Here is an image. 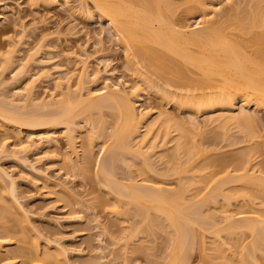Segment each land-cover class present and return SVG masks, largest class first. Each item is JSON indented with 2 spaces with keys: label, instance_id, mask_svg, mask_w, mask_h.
<instances>
[{
  "label": "rangeland",
  "instance_id": "obj_1",
  "mask_svg": "<svg viewBox=\"0 0 264 264\" xmlns=\"http://www.w3.org/2000/svg\"><path fill=\"white\" fill-rule=\"evenodd\" d=\"M55 1L52 5L47 0H0V103L10 109L14 104L17 108L25 106L24 89L32 78L37 82L32 95L34 101L26 105L29 112L38 111L41 103L52 97L60 101V93H67L68 85L77 91L83 76L84 96L89 91L103 90L106 85L127 90L139 88L136 107L140 112L150 113L144 122L143 134L153 123L167 117L173 118L171 134L156 138L157 147L149 153L148 165L144 167L141 158L133 157L134 149L130 147L124 148L125 151L115 149L116 158L103 152L104 146L109 149L113 144L112 131L118 122L114 107L107 106L76 118L78 160L71 156L64 125L53 126L52 130L51 126L17 129L9 124L0 128V175L3 172L14 180L16 195H19L17 200L0 188V240L6 242L0 249V264H167L175 229L170 228L165 216L152 206L148 214L146 208L137 212L133 206L137 204L128 196L122 198L115 187H108L105 176L97 168L100 161L108 164L114 186L131 190L136 188L132 186L149 184L168 193L181 192L186 203L182 207L192 205L190 203L213 190L212 187L219 188L221 195L216 201L203 204L201 213L205 215L191 226L195 237L186 249L188 253L184 252L187 254V259L183 256L184 264H226L229 261L240 264L245 260L248 264H264L263 226L255 234L243 227L236 228V232L235 227L240 223L235 226L230 221L228 226L229 221L224 219L225 214L235 215L234 220L238 222L251 213L264 215L263 192L238 181L247 168L256 175L264 174V112L256 113L251 105L253 120L225 129L220 127L219 121L212 122L211 116L216 118L228 114L227 111L199 116L179 110L173 99L162 98L164 93L160 86L180 95L190 87L202 93L207 80L196 68L162 47L148 43L151 51L147 48L146 58L140 55L141 64L134 66L104 21L74 15L80 12L81 0ZM147 1L153 4L156 1L157 9L162 10L172 25L189 30L197 27L205 13L215 18L211 11L220 5L217 21L213 20L215 26L223 23L221 27L226 28L225 32H229L233 40L236 38L233 41L236 46L245 47L247 56H255L256 62L263 60L264 64V58L258 57L259 49L264 48V28H251L264 26V0H241L237 11H231L228 0L125 2L133 11H144ZM89 4L94 9L93 4ZM154 49L161 53L153 52ZM12 50L11 62H3ZM147 53L153 56L149 59ZM152 53L168 56L165 59L159 56L164 59V65ZM139 71L152 79L156 89L148 90L139 83ZM243 106L238 100L236 112ZM21 109L28 111L25 107ZM52 109L45 112H53ZM80 110L81 106H77L76 112ZM91 122L101 126V136L90 137ZM70 156L76 162L75 167L66 162ZM181 165L182 173L179 172ZM231 195L233 198H225ZM22 217L27 219L24 221ZM254 242L256 251L251 246ZM56 247L66 250L62 262L48 254L55 253ZM32 256L36 257L35 262L29 263Z\"/></svg>",
  "mask_w": 264,
  "mask_h": 264
},
{
  "label": "bare ground",
  "instance_id": "obj_2",
  "mask_svg": "<svg viewBox=\"0 0 264 264\" xmlns=\"http://www.w3.org/2000/svg\"><path fill=\"white\" fill-rule=\"evenodd\" d=\"M125 1L127 0L124 1L123 0H81L80 12L77 13L75 11L76 14L74 13L73 14L77 16L82 15L83 18H86L87 20L90 21L94 20L95 17H98L99 19L104 21L108 25L107 29L117 38L118 42L123 46L126 52L127 60L131 64L134 63L133 64L134 66L138 65L137 63L139 62L138 61L139 57L143 56L145 51L150 48L147 47V43H148L162 47V49H165V51H167L168 53L170 52L174 54L176 57L183 60L186 64L188 63V65L190 64V66H193L194 69L196 68L197 71H199L207 80V82L203 80L207 85L203 84V86H201L200 90L205 85V88L202 89L203 90L202 93H199L196 91L195 88L192 89L190 87L189 89H187L185 94L181 93L182 92L181 91L180 92L181 95H180L177 92L170 91L168 87L160 86L161 87L160 91L162 90L164 93L162 98L170 97L171 99H173L175 103L174 106L179 110L186 112L187 111L193 112L199 116L203 114L213 115V113L217 111H227L228 114L216 118H212L211 116L212 122L219 121L220 127L225 129L239 122L243 124V122L245 123V121L247 122L253 120L255 118V115L250 112L251 105L252 107L255 108L256 113L264 112L263 60H260L262 62H259V60L258 62H256L257 60L253 59L255 56L254 57L250 56L251 58L247 56L246 50L244 49L245 47H242L238 44L236 46V44L233 42L234 40H236V38L233 40L232 39L233 36L231 37V35L228 34L229 32L228 33L225 32L226 28L221 27L222 25H224L223 23L220 27L215 26L216 24L214 23L213 20L217 19L216 17L221 12L220 5L215 6L214 9H212L211 11L212 14L216 15L215 18L212 19L209 13H208L209 15L205 13V16H203L204 18H201L202 20L200 23L197 24V27L193 30L192 29L189 30L188 27L186 29L185 28L182 29L172 25L173 23L171 21L170 23L166 19L164 13H162V10L160 12L159 9H157L158 6H156L157 4H155L156 1H154V4L147 1L146 8L141 5L143 8H145L144 11H138V10L133 11V8L131 9L132 6L130 4H127ZM228 1L230 2L231 11L239 10V6H240L239 4L241 0L239 1L228 0ZM47 2L52 5L56 4L55 0H47ZM89 3L93 4L94 9L89 6L90 5ZM134 10H136V8H134ZM221 20H219V22ZM216 21L217 20H215V22ZM212 22L214 24H212ZM258 26L264 28V26L261 25H255V27H251V28L254 29L257 28ZM160 47L157 48L160 49ZM263 49L261 48L259 49L261 51H258L259 58L260 57L264 58ZM12 52L13 50L7 56H5L3 62L4 61L6 62L8 61L9 63L11 62V60L13 59ZM153 52L161 53V51H158L157 49L156 51L154 49ZM156 53H152L154 54L155 58L156 57L159 58V56L160 57L163 56L162 58L165 59L166 57H168L165 56V54L164 55L158 54L157 56ZM144 55L146 58V54ZM147 55L148 58L149 57L151 58L153 56V55L152 56L149 55L148 53ZM172 57L173 56H171V58ZM162 58H159L160 59L159 61H161L160 63L164 65V62H162L164 61V59L161 60ZM175 70H176V66H175ZM87 71L88 70H86L85 73H88ZM138 74H139L138 78L140 80L139 83L145 85L148 88V90L153 91V89H156L154 86L156 84L154 83L153 85L152 79L149 76H143L145 74L142 71H139ZM68 77L70 79V76ZM82 78L83 76L80 78L79 84H77L78 85L77 91L74 92L72 89V85H68L69 86L68 92L60 93L62 96L60 101H56L55 97H52L49 101H44L41 103L40 110L38 109V111H33L32 109L29 112V110L27 109L28 107L27 105H29L30 102L34 101L32 95L35 89V83H37L36 79L31 78L29 83L27 82L28 84H26V88L24 89L26 93L25 94L26 97H24V99L27 98L25 100L26 101L25 106H20L19 109L17 108V106L14 107L15 105L14 104L12 105V109H10V107L7 108L5 104L3 105L0 103V128L2 129V127L9 124L10 126H14V128L17 127V129L23 126L27 128L31 127L32 129L35 128L41 129L44 127L46 128L47 126L48 127L51 126L50 128L52 130L53 126L55 128L59 125H64L66 128V133L64 136L66 138L69 150L71 152V156L74 155V157H76V160H78L77 158H79V154L77 151V142L75 136L76 118L82 116V114L84 115L85 113L87 114L88 112L91 113L94 110L102 109L107 106L114 107L117 110L116 112L118 113V115L116 114L118 116L117 117L118 122L114 131H112L113 133L111 132L112 133L111 139L113 140V144L111 145V147L109 146L110 147L109 149L103 145L104 146L103 152L104 153L108 152L109 154L114 155L113 153H115L114 151L115 149L120 148L123 150L124 148L126 149L130 147L134 149L133 157L137 158V160L138 158H141L143 162L142 163L143 166L147 167L149 153L154 152L155 148L157 147L156 138L157 137L161 138L162 134L166 135V137L170 136L171 134L170 128L172 126L171 124H173V118L167 117L156 121L155 123H153V125H151V127L147 128L146 131L143 130L145 131V133L143 134L142 128L144 127V122L150 113L146 111L140 112V110L138 111L136 107L135 100L140 99L139 88H133L127 90L124 88L122 89L117 85L116 86L114 85V87L106 85V87L103 90L95 91V92L89 91L88 95L84 96L83 91H84L85 83L82 82ZM17 94L18 96L20 95V93ZM180 97L183 100H181ZM238 100H241L244 103V106L243 109L237 113L235 110V106ZM77 106H81V110L78 112H76ZM22 107H25L26 108L25 110L28 111L24 112L23 111L24 108L21 109ZM50 109H52L53 112L50 111L45 112V110L48 111ZM90 127L91 130H93L92 134H90V137L92 139H93V135L98 134L97 135L98 137L99 135L101 136V133L103 134V131L101 132L100 130L101 126L98 127L97 124L95 125V122L94 123L91 122ZM104 127L102 126V128ZM152 139L153 142H150ZM115 155L114 157L116 158L117 155L116 156ZM71 156L67 159L66 162L68 163L69 166L75 167L76 162H74L75 160ZM98 164H97L98 165L97 168H99V171H101L102 175L105 176L104 178L108 183L106 184L109 185L108 187H115L117 189L118 194L121 195V197L128 196L131 199L132 203L134 202V204H137V206L133 205L135 206V208H137V212L141 211V209L144 210L146 208L147 210L146 212L148 214L149 213L148 211L152 206V208H154L157 212H159V214L161 213L165 216L166 221H168L167 223L169 227L170 228L173 227L175 229V237L172 236L174 237L173 240L171 239L172 237L170 238L172 243V247H171L172 252H170L171 254L168 255L169 259L167 261V264H184L183 256L186 255V259H187L186 253H188V251L186 249H189L190 243L193 242V238L195 237L193 236L195 233H193L192 235L193 229L191 228V226L199 218L205 215L201 213L202 211L201 208L202 206L204 207L203 204L205 203L207 204L208 201H212V202L216 201L218 196L221 195L222 192L219 190V188L214 189L215 186L212 187L213 190L211 189L207 191L208 194H205V196L200 197L197 201L195 202L193 201L192 203H190L192 205L190 206L188 205V207L185 206L182 207V205L186 204L185 201L183 200L184 197L183 193L181 192L168 193L164 191L163 188L161 187L155 188L151 185L149 186V184H147L148 185L147 187H145V185H141L138 187L137 185H135L132 187L133 188L136 187V188L131 190L124 189L119 186H114L116 183L112 179L113 175L112 172L109 170L106 161L105 162L100 161ZM182 165L179 166V172L181 173L183 172L182 170L184 168L182 167ZM2 174L4 173L1 172L0 175V188H2L4 191L7 190L13 198L19 200V198L17 197L19 195H16L17 189L15 187L14 180L11 179L7 174L4 175ZM5 177L9 179L7 180ZM238 181L244 183L245 187L257 189L263 192L264 194V174L256 175V173L251 171L250 168H247L246 171L240 175ZM233 196L234 195H231V197L225 196V198L230 199L233 198ZM237 196L239 197V195ZM227 203L229 204L230 202ZM139 205H141V208H139ZM17 209L19 210V207H17ZM154 209L153 212H155ZM25 219L27 218H24V221ZM224 219L227 220V222L229 221L227 223L228 226L230 221H232L234 225L240 223V225H238L239 227L235 225L237 226L235 227V231L236 228L239 229L240 227L241 228L243 227L244 230L250 229V231L253 234H255L257 233L259 227L263 226L264 228V215L261 216V214L258 215L255 213H251V215L247 217H242L240 222H238L239 221L238 219L237 221L234 220L235 215L232 214L229 215L225 214ZM234 225H231L230 227H233L234 229ZM227 230L229 232L228 228ZM218 231L221 232L220 230ZM217 235L219 234L217 233ZM256 242H254L253 245L250 244L252 246V249L255 251L257 250ZM4 244H6L5 240L4 239L0 240V249L4 247ZM55 249H57V247ZM185 250L186 253L184 254ZM64 253H66V250L64 248L63 249L58 248L57 251H55V253H48V254L55 261L62 262V260L65 259L62 257ZM249 253L251 252L249 251ZM35 259L36 257L32 256L28 262L34 263ZM245 261H241L242 263L240 262V264H248ZM229 262L227 263L230 264L231 262L230 263ZM185 263H187V260ZM252 263L250 262V264Z\"/></svg>",
  "mask_w": 264,
  "mask_h": 264
}]
</instances>
